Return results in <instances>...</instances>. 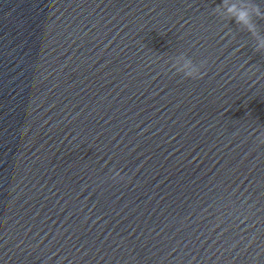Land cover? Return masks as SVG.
I'll return each instance as SVG.
<instances>
[{
	"label": "water",
	"instance_id": "water-1",
	"mask_svg": "<svg viewBox=\"0 0 264 264\" xmlns=\"http://www.w3.org/2000/svg\"><path fill=\"white\" fill-rule=\"evenodd\" d=\"M222 8L0 0V264H264V50Z\"/></svg>",
	"mask_w": 264,
	"mask_h": 264
},
{
	"label": "clouds",
	"instance_id": "clouds-1",
	"mask_svg": "<svg viewBox=\"0 0 264 264\" xmlns=\"http://www.w3.org/2000/svg\"><path fill=\"white\" fill-rule=\"evenodd\" d=\"M222 13L225 15L236 14L249 27V30L256 35L257 50H264V36L255 32V26L252 25L249 13L244 9H238L234 0H223ZM173 67L183 72L185 76L196 78L202 75V66L195 64L189 57L179 54L173 59Z\"/></svg>",
	"mask_w": 264,
	"mask_h": 264
}]
</instances>
